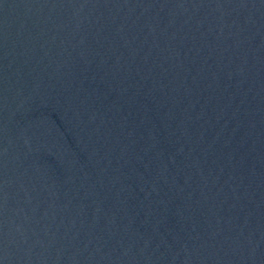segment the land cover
<instances>
[{
    "label": "water",
    "instance_id": "obj_1",
    "mask_svg": "<svg viewBox=\"0 0 264 264\" xmlns=\"http://www.w3.org/2000/svg\"><path fill=\"white\" fill-rule=\"evenodd\" d=\"M0 264H264V0H0Z\"/></svg>",
    "mask_w": 264,
    "mask_h": 264
}]
</instances>
